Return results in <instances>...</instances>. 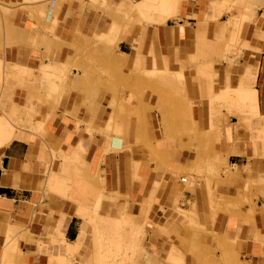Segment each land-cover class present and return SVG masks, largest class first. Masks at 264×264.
<instances>
[{"label":"crops","instance_id":"1","mask_svg":"<svg viewBox=\"0 0 264 264\" xmlns=\"http://www.w3.org/2000/svg\"><path fill=\"white\" fill-rule=\"evenodd\" d=\"M4 1L0 134L15 111L22 134L0 147V264H54L65 241L86 262L78 211L99 197L103 216L148 217L153 264H264V147L243 121L264 122V0ZM246 85L258 101L238 108Z\"/></svg>","mask_w":264,"mask_h":264},{"label":"rangeland","instance_id":"2","mask_svg":"<svg viewBox=\"0 0 264 264\" xmlns=\"http://www.w3.org/2000/svg\"><path fill=\"white\" fill-rule=\"evenodd\" d=\"M46 2L48 5V1H46ZM47 5H45V6H47ZM16 6H17V4H12V3L5 2L4 0H0V17H1V14L10 11L9 8L16 7ZM7 7H9V8H7ZM0 26H1V21H0ZM221 58L223 60L231 61V63L235 59L234 57L229 58L228 53L223 54V56ZM13 78L18 79V76H13ZM178 79H181L180 75H179ZM58 80L62 81L60 78H58ZM169 93L172 95H175V97H177L179 94L178 89L177 88L175 89V87H173L172 85L169 86ZM219 98H221V97H219ZM220 100H225V99H224V97H222ZM168 103H169L170 107L173 108L174 110L176 108L182 109V111H184L183 113L181 112L182 117L183 116L188 117L186 115V112H185V110H187V106L189 105L187 103H192V106H193L192 101L184 100V98H182V96H181V100H179L177 97V99L176 98L171 99ZM233 103L237 104L238 108H242V107L247 108L248 107V106L244 105V103H242L239 98L237 100L233 101ZM175 118H176V115L171 114L169 120L174 121ZM243 121H244V127L247 130H249V132L251 134V138L253 140L255 147L257 148L260 144H262L264 147V140L263 139L253 137V135L259 134L258 128H261V126H262L259 123V120L253 116H249L248 119L243 120ZM36 131L40 132L38 130H36ZM260 134L262 136H264L263 131H261ZM222 167H224V164H223V162H220L218 164V169H222ZM50 186L51 185H49V188L51 191L61 193V194L65 193V187L64 186L60 185L61 186L60 187L58 185L61 189L58 186H52V187H50ZM102 199H103L102 197H99L97 202L95 203V207H94L93 211H88L87 212L88 215H85L87 219L94 221V223H93L94 229L93 230H94L95 236H96V246H95L94 251H92L91 253L93 255H96V252L100 249V245L103 243V244L107 245L111 250H113L112 253L115 256V260H117L118 262H123L124 264H153L154 261L152 258H151L152 261H149L150 258L147 260L149 254H150L148 251L147 244H146V237H147L148 233H147V229L145 230L146 225L149 223L148 217L146 216L144 218V220H142L140 217H137L135 214H127V213H125L122 218H113V217H109V216H103L104 214L100 212ZM180 210H181V208H179V207L174 208L173 211H175L176 216L177 215L180 216L181 213H183ZM112 220L117 223L118 230H115V231H118L117 235H115L116 233L114 234V231H112L113 227L115 228V225L112 226V224H113ZM99 229H101V231H104V233H103L104 238H105L104 242L99 241V234H100ZM136 230L139 232V234H137V236H136V234H134L136 232ZM180 230H181V224H180V226H177V227L175 226L172 229L164 228V232L168 236L175 234L178 237ZM191 230L196 232L195 229H191ZM184 235H186V232H184ZM178 239H179V237H178ZM55 247L57 248V254H60L61 251L58 250L57 246H55ZM140 249H142L141 252H140ZM172 252H176V253L181 254L175 248H174V250H172ZM13 253L14 252H11V253L5 255L3 264H14ZM71 256L72 255L64 256L65 258H64L63 264H83L82 262H77V259L79 258L78 256L77 257L76 256L71 257ZM169 257L171 258L170 262H172L174 264H181V261L176 260L177 257L175 254H171ZM78 260H80V259H78ZM91 264H93V263H91Z\"/></svg>","mask_w":264,"mask_h":264},{"label":"bare ground","instance_id":"3","mask_svg":"<svg viewBox=\"0 0 264 264\" xmlns=\"http://www.w3.org/2000/svg\"><path fill=\"white\" fill-rule=\"evenodd\" d=\"M199 36V35H198ZM87 39V38H86ZM112 43V42H111ZM182 78V77H181ZM184 78V77H183ZM168 79V78H167ZM177 81V80H176ZM181 81H183V80H181ZM178 83V82H177ZM176 83V84H177ZM173 85V84H172ZM249 86V85H248ZM247 85L245 86V89L243 88V89H239L238 88V90H236L237 92H238V97H236L237 99L239 98L240 100H241V102L242 103H256L257 101H258V98H257V96H256V91L253 89V90H251L250 89V87H248ZM174 87V86H173ZM247 87V88H246ZM250 89V90H249ZM226 92L227 91H229L228 89H226L225 90ZM232 92V91H231ZM236 92V93H237ZM256 92V93H255ZM225 93V92H224ZM223 92H222V95L224 94ZM229 93L227 92V94L225 93L224 95H225V97H226V95H228ZM223 95V96H224ZM229 96V95H228ZM234 96H235V94H234ZM12 109H14V108H12ZM190 109H191V105H188L187 106V112L188 113H186V115L188 116L189 114H190ZM14 111H15V109H14ZM17 111H15L13 114L11 113V115H6V114H4L3 116L7 119V121H8V124H7V128H6V130H4V131H2V133L0 134V147H1V145H3V143H6V141H10V140H12V139H15V138H18V137H20L21 136V134H22V131H21V126H19L18 125V121H19V117L17 118ZM264 117V116H263ZM23 118V117H22ZM168 119V117L166 118V120ZM27 120V119H26ZM262 121H263V119H261ZM261 120H260V122H261ZM24 121V120H23ZM22 120L20 121L21 123L23 122ZM28 122H31L32 120L28 117V120H27ZM24 123V122H23ZM260 124H262V123H260ZM263 124H264V122H263ZM263 124H262V126L261 127H263ZM23 125H25V124H23ZM31 125V124H30ZM261 129H263V128H261ZM197 164V163H196ZM194 166V165H193ZM197 166V165H196ZM200 168V167H199ZM55 174V173H54ZM59 176V175H58ZM56 178H55V184L54 185H51L50 184V181H49V184L48 185H51L50 187H52V186H65L66 184V178H63V177H57V176H55ZM79 178H80V176H79ZM84 178V177H83ZM50 179H51V176H50ZM77 185L78 186H81V183L82 182H84V181H82V180H80V179H78L77 178ZM84 180V179H83ZM57 184V185H56ZM84 185H85V187H87V185H91L90 184V182H84ZM58 186V187H59ZM60 186V187H61ZM76 186V185H75ZM93 186H95V185H93ZM59 187V188H60ZM96 187V186H95ZM94 188V187H93ZM61 189V188H60ZM79 189L82 191V188H80L79 187ZM83 190H85L84 189V187H83ZM67 191V190H66ZM81 191H80V194H81ZM83 195V194H82ZM81 200V199H80ZM86 201V200H85ZM81 208H83V207H81ZM93 208V207H92ZM87 209V208H86ZM82 210V209H79V213L81 214V215H88V210ZM194 213V212H193ZM90 215V214H89ZM193 218V217H192ZM194 219V218H193ZM195 219H196V217H195ZM112 222H113V224H112V226L113 225H115V228L113 227V229H112V231H114V234L115 235H117V233H118V231H115V230H118V227H117V223L115 222V221H113L112 220ZM99 241L100 242H104L105 241V238H104V235H103V233H104V231H101V229H99ZM102 234V235H101ZM134 234H136V236H137V234H139V232L136 230V232L134 233ZM137 238V237H136ZM63 241H64V239H63ZM66 242V254H62V255H56V256H50V258H49V262H52V263H54V264H63V261H64V256H66V255H72V256H75L78 252H79V250H80V246L78 245V244H76L75 242H70V241H65ZM141 250L142 249H140V252H141ZM174 250V249H173ZM113 250H111L107 245H105V244H101L100 245V249L96 252V255H90L89 257H88V259L86 260V262H84L83 264H91V263H93V264H124L123 262H118L117 260H115V256L113 255ZM173 253V252H172ZM71 256V257H72Z\"/></svg>","mask_w":264,"mask_h":264}]
</instances>
